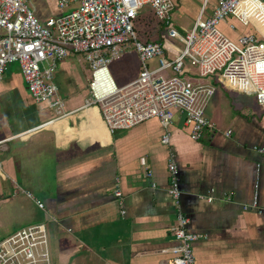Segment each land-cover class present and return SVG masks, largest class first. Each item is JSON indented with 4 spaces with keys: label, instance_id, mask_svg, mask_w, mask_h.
Returning <instances> with one entry per match:
<instances>
[{
    "label": "crops",
    "instance_id": "crops-1",
    "mask_svg": "<svg viewBox=\"0 0 264 264\" xmlns=\"http://www.w3.org/2000/svg\"><path fill=\"white\" fill-rule=\"evenodd\" d=\"M216 6L217 0H173L172 21L186 32L201 11L210 16ZM229 21L235 30L220 28L232 39L256 31ZM159 28L151 26L150 37L163 44L168 34ZM90 71L82 54L58 63L54 79L69 114L56 117L32 96L20 64H8L0 82V140L16 137L0 151V204L10 201L15 182L45 203L40 209L19 193L30 206L13 232L46 222L51 264H171L178 210L168 192L173 153L187 230L200 235L192 244L197 264H264V212L244 207L256 199L264 208V153L255 148L264 147V105L255 95L214 75L200 79L215 86L206 115L216 124L201 139H192L180 113L168 127L151 118L110 133L100 106L86 105ZM118 182L122 203L114 194ZM210 193L212 201L200 197Z\"/></svg>",
    "mask_w": 264,
    "mask_h": 264
},
{
    "label": "built area",
    "instance_id": "built-area-1",
    "mask_svg": "<svg viewBox=\"0 0 264 264\" xmlns=\"http://www.w3.org/2000/svg\"><path fill=\"white\" fill-rule=\"evenodd\" d=\"M32 1L0 0V82L8 64L18 62L32 96L38 102L48 103L56 117H65L69 112L59 95L55 70L61 60L75 53H83L92 69L86 105L100 106L110 133L130 129L151 118L168 127L180 113L191 129L192 139H201L206 130L214 131L216 124L206 115L215 86L200 79L216 74L226 86L253 93L257 102L264 105V0H217L213 13L204 16L201 11L186 32L176 28L172 21L173 0H59L62 12L45 21L35 15ZM146 5L165 25L168 36L182 42L183 48L174 46V55H169L159 41L137 38L135 19ZM66 8L70 10L65 12ZM230 17L244 26L253 25L256 31L230 38L220 28L226 23L230 29H236ZM128 42L138 52L141 70L134 80L118 86L108 65L120 58ZM186 58L198 77L188 73ZM153 61L155 64L150 67ZM231 132L229 129L227 134ZM14 137L1 139L0 151ZM162 142L170 143L168 132ZM255 148L264 153V147ZM168 171V192L178 209L171 264H197L192 244L200 235L187 230L189 218L180 207L182 192L173 153L169 155ZM15 184L14 194L21 193L38 208L45 209L41 198ZM114 194L122 203L119 182ZM200 197L214 199L211 193ZM244 207L264 212L256 199ZM0 264H51L47 223H32L0 238Z\"/></svg>",
    "mask_w": 264,
    "mask_h": 264
},
{
    "label": "rangeland",
    "instance_id": "rangeland-1",
    "mask_svg": "<svg viewBox=\"0 0 264 264\" xmlns=\"http://www.w3.org/2000/svg\"><path fill=\"white\" fill-rule=\"evenodd\" d=\"M58 1L59 0H33L34 13L37 18L40 21H45L51 16L60 14L62 11L59 10L60 8L58 7ZM68 10H70V8L64 9L65 12ZM155 25L157 26L156 19L150 10V7L148 5L144 6V8L140 11L139 16L135 19L137 38L140 41H153V39L150 37V35H152L151 26ZM168 42L183 48V44L179 42L177 38H169L168 36H166V39L163 41L164 48L167 47L171 50H175L174 46L170 45ZM126 44L127 46H130V48L123 52L120 58L113 60L108 65L110 74L114 78L117 85H121L137 77L141 68V61L139 59L138 52L133 47L132 42H128ZM78 54H82V56L85 57L83 53ZM185 63L188 64L187 66L189 67L188 73L192 75H198L197 70L192 67L188 58L185 59ZM149 65L150 67L151 65L153 66V62H151ZM89 73L92 75V69ZM215 76H218L219 78V74H216ZM3 183H5V186H7L6 184H8V186L10 184L8 181L7 183ZM9 193L10 201L0 204V238L5 237L6 235L13 232L17 227H19V222L24 219V217L20 215V211L25 207L30 206L29 200L26 197L20 195L19 193L14 194V189L12 190V188H10Z\"/></svg>",
    "mask_w": 264,
    "mask_h": 264
},
{
    "label": "trees",
    "instance_id": "trees-1",
    "mask_svg": "<svg viewBox=\"0 0 264 264\" xmlns=\"http://www.w3.org/2000/svg\"><path fill=\"white\" fill-rule=\"evenodd\" d=\"M155 19H156V17H155ZM156 24H157V26L160 27L159 29H161V30L164 29V27H165V25L163 23H161L160 21H158L157 19H156ZM165 29H166V27H165Z\"/></svg>",
    "mask_w": 264,
    "mask_h": 264
},
{
    "label": "bare ground",
    "instance_id": "bare-ground-1",
    "mask_svg": "<svg viewBox=\"0 0 264 264\" xmlns=\"http://www.w3.org/2000/svg\"><path fill=\"white\" fill-rule=\"evenodd\" d=\"M105 79H106V77H105Z\"/></svg>",
    "mask_w": 264,
    "mask_h": 264
}]
</instances>
